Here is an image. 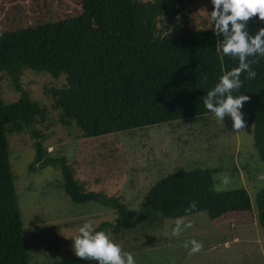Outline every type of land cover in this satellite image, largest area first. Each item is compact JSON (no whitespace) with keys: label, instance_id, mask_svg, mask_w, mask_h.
<instances>
[{"label":"trees","instance_id":"16d2710c","mask_svg":"<svg viewBox=\"0 0 264 264\" xmlns=\"http://www.w3.org/2000/svg\"><path fill=\"white\" fill-rule=\"evenodd\" d=\"M192 1L0 0V80L6 75L19 93L15 101L0 98V264H29L9 162V133L32 135L35 153L28 170L59 165L62 186L71 200L111 201L94 191L80 192L71 164L49 155L36 128L49 118V109L23 88V71L65 75L61 87H50L46 93L51 108L57 110L53 122L74 139L214 115L203 99L239 61L219 50L217 42L223 37L214 34V25L189 24ZM208 2L211 13L213 5ZM261 28L264 21L257 16L246 25L249 35ZM248 59L258 61L251 64L257 75L249 80L243 72L242 86L232 94L249 96L241 112L252 124V146L243 167L249 177H258L264 170V57ZM184 162L150 185L138 209L116 198L115 222H102L94 229L108 235L105 229L110 227L118 234L122 228L148 224L159 216L176 219L205 211L211 220L223 223L252 213L244 187L217 191L210 169L185 168ZM193 202L195 208H190ZM255 204L264 228V188L256 193ZM196 236L190 240L199 242ZM185 242H180L181 249ZM47 264L98 262L65 257Z\"/></svg>","mask_w":264,"mask_h":264},{"label":"rangeland","instance_id":"374dc122","mask_svg":"<svg viewBox=\"0 0 264 264\" xmlns=\"http://www.w3.org/2000/svg\"><path fill=\"white\" fill-rule=\"evenodd\" d=\"M189 7L193 17L189 19L190 25L212 26L208 0H193ZM20 81L32 100L49 109V118L36 124L49 155L64 158L71 164L80 192L94 191L111 200H71L62 186L59 165L47 164L41 169L28 170L35 153L32 135L9 133V162L15 176L29 264L77 257L70 238L84 222L92 221L93 228L102 222H115L119 216L116 198L138 209L150 185L182 165V160L185 168L210 169L217 191L244 187L250 196L252 213L236 215L242 219L223 223L211 220L205 211L185 215V224L190 223L191 227L184 228L175 237L170 233L176 219L159 216L148 224L122 228L118 234L111 233L107 227L109 238L122 251L131 253L136 264H175L178 253L175 249L179 246L181 249L180 242L189 241L193 234L199 242L218 244L212 255L201 256L194 264H264V228L258 223L255 204L256 193L264 188V179H260L264 170L258 177H249L248 169L243 167L250 157L247 149L252 146V124L244 113L246 127L239 131L233 129L229 116L221 123L215 115H209L74 139L67 136L66 128L53 122L57 110L51 108L52 99L46 93L50 87H61L65 75L54 77L47 72L27 69ZM18 97L19 93L11 88L4 75L0 80V98L11 102ZM157 163H161L160 167ZM224 175L230 178L227 186L222 183ZM179 263L192 264L191 260Z\"/></svg>","mask_w":264,"mask_h":264},{"label":"clouds","instance_id":"9594fccd","mask_svg":"<svg viewBox=\"0 0 264 264\" xmlns=\"http://www.w3.org/2000/svg\"><path fill=\"white\" fill-rule=\"evenodd\" d=\"M211 3L213 10L210 19L211 25H214V34L223 37L217 42L219 50H222L224 55L238 59L239 63L238 67L220 77L219 83L207 92L203 104L221 123L225 116H229L233 129L239 131L246 127L241 108L249 100V96H233L232 93L241 88L240 76L243 72H247L249 80L255 79L257 75L251 64L258 61H249L248 58L257 55L264 57V28L259 29L255 35H249L246 30L247 22L252 17L257 16L264 21V0H211ZM260 179H264V176ZM222 183L227 186L230 178L224 175ZM190 208H195V202ZM186 227H191V224H185L184 218L178 217L170 234L179 236ZM70 239L75 255L82 260H95L98 264H136L131 253L122 251L105 232L96 231L90 220L84 222ZM189 245L190 254L199 252L203 247V244L196 240L184 243L185 248H189Z\"/></svg>","mask_w":264,"mask_h":264},{"label":"crops","instance_id":"0c3cea01","mask_svg":"<svg viewBox=\"0 0 264 264\" xmlns=\"http://www.w3.org/2000/svg\"><path fill=\"white\" fill-rule=\"evenodd\" d=\"M229 235H230V231H228V236ZM234 239H236V238H234ZM201 243L203 244L202 249L199 252L192 253V254H190L191 246L189 248H185L184 244H183V248L182 249L177 247L175 249V251L178 250V253L175 252L176 255H177L176 259L174 260L175 264H180L179 262H186V261H189V260H191V263L194 264V263H197L199 261V257L204 256V255H208V256L212 255L217 250L216 247H217L218 244L210 245V243H207L205 241H203ZM225 244H227V241H225Z\"/></svg>","mask_w":264,"mask_h":264}]
</instances>
